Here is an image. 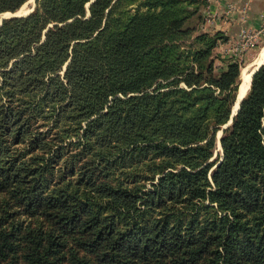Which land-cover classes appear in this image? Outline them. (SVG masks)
<instances>
[{"label":"trees","instance_id":"1","mask_svg":"<svg viewBox=\"0 0 264 264\" xmlns=\"http://www.w3.org/2000/svg\"><path fill=\"white\" fill-rule=\"evenodd\" d=\"M201 5L36 0L3 20L0 264H264V63L211 160L243 62Z\"/></svg>","mask_w":264,"mask_h":264},{"label":"crops","instance_id":"2","mask_svg":"<svg viewBox=\"0 0 264 264\" xmlns=\"http://www.w3.org/2000/svg\"><path fill=\"white\" fill-rule=\"evenodd\" d=\"M230 4H235L237 8L231 10ZM200 11L203 16V31H220L225 35V40L220 41L215 50L222 55L228 54L232 49L243 26L253 30L264 26V0H207V5L201 7ZM261 50L262 48L253 61L255 65Z\"/></svg>","mask_w":264,"mask_h":264},{"label":"rangeland","instance_id":"3","mask_svg":"<svg viewBox=\"0 0 264 264\" xmlns=\"http://www.w3.org/2000/svg\"><path fill=\"white\" fill-rule=\"evenodd\" d=\"M206 1V5H207V0H205ZM26 3V6L28 7V10L27 11H29L30 9H33V7H34V9H35V7H36V0H31L30 2H29V0L27 1V2H25ZM201 7H202V5H201ZM30 8V9H29ZM21 10V9H20ZM26 11V12H27ZM25 12V13H26ZM201 11H199V14H201L200 13ZM23 13V12H22ZM4 14V13H3ZM2 16V14L0 15V17ZM198 16V15H197ZM197 16H195V17H193V18H191V20H190V23H189V25L192 27L194 24H195V18L197 17ZM264 46V32L263 33H261L260 35H258L254 40H253V44L248 48V49H246V50H244V51H237V52H235V51H233V50H230L229 52H228V54L227 55H233L236 59H238V60H240V61H242L243 63V67H245V66H247V65H249V64H251V63H253V61L256 59V57L258 56V53H259V51H260V49L262 48ZM220 54V53H219ZM220 61H218V63H219ZM242 71H243V68H242ZM251 88V87H250ZM250 90V89H249ZM249 92V91H248ZM247 92V93H248ZM247 93H246V95H247ZM238 95V94H237ZM245 95V96H246ZM233 121V120H232ZM229 122V121H228ZM227 122V123H228ZM226 123V124H227ZM226 124H224L223 125V127H221L219 130H218V132H217V138H218V145H217V148H216V150H215V153H214V155H213V157L211 158V160H219V162L222 160V158H223V156H224V153H223V149H222V147H221V145H222V143H221V137H222V134H223V130L227 127H224ZM230 125V124H229ZM221 143V144H220ZM146 184H147V186H150V183L147 181L146 182Z\"/></svg>","mask_w":264,"mask_h":264},{"label":"built area","instance_id":"4","mask_svg":"<svg viewBox=\"0 0 264 264\" xmlns=\"http://www.w3.org/2000/svg\"><path fill=\"white\" fill-rule=\"evenodd\" d=\"M236 8L237 6L235 4H230L231 10H235ZM263 32H264V26L254 30L252 28L243 26L231 50L237 52L248 49L253 44V40Z\"/></svg>","mask_w":264,"mask_h":264},{"label":"water","instance_id":"5","mask_svg":"<svg viewBox=\"0 0 264 264\" xmlns=\"http://www.w3.org/2000/svg\"><path fill=\"white\" fill-rule=\"evenodd\" d=\"M29 1H31V0H29ZM25 4H26V3H25ZM23 5H24V4H23ZM22 7H23V6H22ZM22 7H21V8H22ZM21 8H20V9H21ZM20 9H18V10L15 11V12L9 11V12H5L4 14H2V16L0 17V24L3 22V20H4L5 18H8V17L27 15V14H29L30 12H32V11L34 10V7H33V9H30V10L27 11L26 13H22V12L20 11ZM263 63H264V62H263ZM263 63H262V64H263ZM262 64H260L256 69H254L253 66H250V68H252V69H250L251 72H252V78H253L255 72L259 69V67H260ZM242 81H243V73H242V77H241V82H242ZM241 82H240V84H241ZM251 83H252V79H251ZM250 87H251V84H250ZM250 87H249V89H250ZM248 91H249V90H248ZM248 91H247V92H248ZM247 92H245V94H244L242 97H240V96H241V92H240V85H239L238 95H237L236 102H235V104H234V106H233V109H232L231 119L229 120V122H228L224 127L228 126V125L232 122V120H233V116L238 112V110H239V108H240L241 101L243 100V98L245 97V95H246ZM220 144H221V143H220ZM221 147H222V145H221Z\"/></svg>","mask_w":264,"mask_h":264},{"label":"bare ground","instance_id":"6","mask_svg":"<svg viewBox=\"0 0 264 264\" xmlns=\"http://www.w3.org/2000/svg\"><path fill=\"white\" fill-rule=\"evenodd\" d=\"M27 10H28V7L26 6V4H24L20 11L25 13ZM263 61H264V46L262 47L261 54L258 58L256 65H255V62H253V63L243 67V71H242L243 81L240 84V92H241L240 97H242L245 94V92H247L249 90V87L251 84L252 72L250 69H252V68H250V66H253L254 69H256L259 66L258 64H260V63L262 64Z\"/></svg>","mask_w":264,"mask_h":264}]
</instances>
